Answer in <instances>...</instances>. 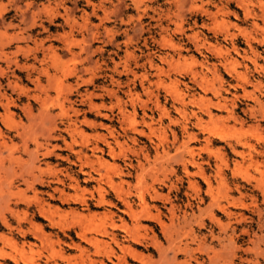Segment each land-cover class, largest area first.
I'll use <instances>...</instances> for the list:
<instances>
[{"label":"rangeland","instance_id":"374dc122","mask_svg":"<svg viewBox=\"0 0 264 264\" xmlns=\"http://www.w3.org/2000/svg\"><path fill=\"white\" fill-rule=\"evenodd\" d=\"M0 264H264V0H0Z\"/></svg>","mask_w":264,"mask_h":264},{"label":"bare ground","instance_id":"6f19581e","mask_svg":"<svg viewBox=\"0 0 264 264\" xmlns=\"http://www.w3.org/2000/svg\"><path fill=\"white\" fill-rule=\"evenodd\" d=\"M90 103V102H89ZM133 114V113H132ZM126 116V115H125ZM128 116V115H127ZM70 126V125H69ZM72 126V125H71ZM53 146V145H52ZM51 146V147H52ZM54 148V147H53ZM97 148V147H96ZM51 149V148H50ZM49 148H48V150H50ZM191 151H190V149H189V153H190ZM192 156V155H191ZM64 158V157H63ZM58 178V177H57ZM78 185V184H77ZM66 198V197H65ZM65 198H63V200L65 199ZM67 199V198H66ZM100 200H102L101 198H100ZM104 202V201H103ZM44 203V202H43ZM44 211V210H43ZM42 211V212H43ZM46 214L48 213V212H45ZM48 216V215H47ZM38 226V225H37ZM40 226V225H39Z\"/></svg>","mask_w":264,"mask_h":264}]
</instances>
